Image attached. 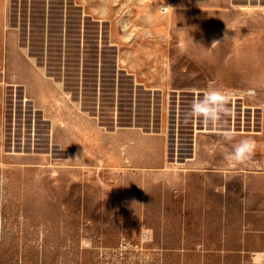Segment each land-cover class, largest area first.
<instances>
[{
	"label": "rangeland",
	"instance_id": "obj_1",
	"mask_svg": "<svg viewBox=\"0 0 264 264\" xmlns=\"http://www.w3.org/2000/svg\"><path fill=\"white\" fill-rule=\"evenodd\" d=\"M145 53L194 93L131 94L127 70L160 64L120 55ZM201 90L229 97L218 121L192 116ZM0 113V264H264V0H0Z\"/></svg>",
	"mask_w": 264,
	"mask_h": 264
},
{
	"label": "crops",
	"instance_id": "obj_2",
	"mask_svg": "<svg viewBox=\"0 0 264 264\" xmlns=\"http://www.w3.org/2000/svg\"><path fill=\"white\" fill-rule=\"evenodd\" d=\"M92 50H89L88 52H90V51L92 52ZM77 53H78V59L75 60V62L78 64L77 65V67H78L77 71L79 72L78 76H80V74L82 73V72L80 73V69L82 68V62H84V60H82L81 49H79ZM96 53L98 54V51ZM96 53H93V54L96 55ZM123 57H125V59L127 60L128 64H135L137 66H139V65H141V63H145V62H147L149 60L160 64V65H158L156 67H153V68L152 67L143 68L142 72L144 74V77H142V78H139L134 73H130L127 70L128 74H129V75H127V79H129L131 81V83H132L131 91H130L131 94H135V91H136L135 88L137 87V85L143 86V88H141L143 91L150 90V91H152L154 93L155 92H160L161 94H167V93H169V92H166V90L168 89V85L172 84V82H173L172 91L174 92L175 98H178L181 94H184L183 91L191 90V89L186 88L185 85H183L181 82H179L177 80V77H175V75H174L175 78H173V75L171 74V72H170V75H167L166 73L163 72V70L165 69V66H162V65L165 62L164 58H166L164 54H161V53H159V54H147V53H145V54H130V55H124V56L120 55V58H123ZM12 62L17 64L16 61H12L11 60L8 63V67L9 68H12ZM27 62L29 64L32 63L31 61H27ZM170 62H171V59H170ZM60 66H61V68L69 67L68 63L64 62L63 60H61ZM92 67L93 68L95 67L94 68L95 69V75H93L92 73H90V74H92L94 76V81H95L94 93L97 94L98 93L97 91L99 89L97 87V85H98L97 67L95 66V64ZM24 72H25V76H24L25 79H29L30 78L29 80H27L28 82H25V87H27V89H25V90L32 91V92L34 91L36 93L39 92L44 97H47L46 95L49 94L50 92H52V89H50V86L48 85V77L44 81L43 76H42V74H43L42 71L36 72V71L26 70ZM81 78H82V76H81ZM81 78L79 80H81ZM140 79H142V80H140ZM37 80H39L40 83H38L39 81L36 82ZM173 80H176V81H173ZM149 82H152L153 86H148ZM123 83L124 82H122V78H120V80L118 81V78H116V76H114L113 80H112V86H111L110 90L102 87L103 88L102 91L105 92V94H107L106 92L109 90L111 92V94H116L117 95V94H119L121 92H124V89H121V87L124 88V84ZM62 87H63V85H62ZM80 87H81V85H80ZM8 88L12 91L14 87L10 86ZM60 88H61V85H60ZM198 93H200L198 95H201V93L205 95L206 92L201 90V92H198ZM224 98L228 99L229 97L228 98L224 97ZM40 102H38V100H37V103H38L37 106H36V103H35V107H36V110H34L35 113H36L35 114V118H36V120H38V117L40 119V123L39 124L35 123V124H37L41 128H45V127L48 126V124L50 125L49 119H48V113H46V111H48V109L46 108L48 104H45V102L43 103V101L40 104ZM23 104H24V101L22 100L21 101V105L23 106ZM61 107L64 110L63 115L66 117V119H68V117H70V119L73 121L71 124H68V126H74V128L73 129H66V132H68L67 133L68 137H70V134H72V135H75L73 137L74 139L77 137L79 140H81V138H82L81 132L86 127L84 126L82 128V126H81L82 123H81L80 109L77 108L74 105V103L68 102L67 99L64 100V103L62 104ZM76 108L79 111H77ZM12 109H13V104H12ZM13 114L14 113H13V110H12V114H11V126L12 127H13V124H14L13 122H15L12 119L13 116H14ZM2 116H3V114H2ZM6 116H8V114ZM0 121H1V113H0ZM30 126H32V120H31V125ZM76 126H78V129L75 128ZM70 130H72V131H70ZM89 130L90 131L93 130V126L91 127V125H90L89 126ZM94 131L95 132L97 131L96 123H94ZM10 132H12V128L10 129ZM254 160H255L254 162H256V163H261L259 160H257V158H255ZM260 174H262V173H260Z\"/></svg>",
	"mask_w": 264,
	"mask_h": 264
},
{
	"label": "clouds",
	"instance_id": "obj_3",
	"mask_svg": "<svg viewBox=\"0 0 264 264\" xmlns=\"http://www.w3.org/2000/svg\"><path fill=\"white\" fill-rule=\"evenodd\" d=\"M169 6L163 5L157 9L167 10ZM150 20L151 17H148ZM225 98L222 93L216 90H212L206 93L201 99L194 102L191 106L190 112L192 116L201 118L207 123H212L213 120L218 121L222 114H226V108L224 107ZM224 139L230 141L231 135H225ZM255 148V141L251 138H244L237 141L231 146V151L227 153V158L235 159L236 161L243 162L251 158Z\"/></svg>",
	"mask_w": 264,
	"mask_h": 264
},
{
	"label": "flooded vegetation",
	"instance_id": "obj_4",
	"mask_svg": "<svg viewBox=\"0 0 264 264\" xmlns=\"http://www.w3.org/2000/svg\"><path fill=\"white\" fill-rule=\"evenodd\" d=\"M80 73H81V71H80ZM78 74H79V72H78ZM94 79V78H93ZM78 80H79V77H78ZM110 85V84H109ZM106 89H109L110 90V87H105ZM93 89H95V87L93 88ZM109 90L106 92L107 94H109ZM124 90H126V87H124ZM128 90V89H127ZM184 93H194V91L193 90H186V91H183ZM126 93V92H125ZM110 94H111V92H110ZM122 94H124V92L122 93ZM193 97H195L194 95H193Z\"/></svg>",
	"mask_w": 264,
	"mask_h": 264
}]
</instances>
